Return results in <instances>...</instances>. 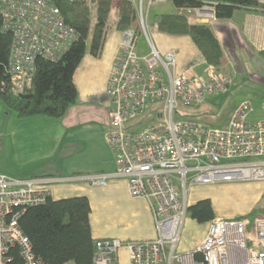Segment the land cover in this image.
<instances>
[{
    "label": "built area",
    "instance_id": "built-area-1",
    "mask_svg": "<svg viewBox=\"0 0 264 264\" xmlns=\"http://www.w3.org/2000/svg\"><path fill=\"white\" fill-rule=\"evenodd\" d=\"M93 1V0H85ZM147 50L138 49L134 27L123 30L119 53L108 77L109 130L106 140L115 173L128 179L132 197L145 198L152 212L155 236L123 241L98 238L94 264H111L125 243L130 264H264V212L253 217L211 220L194 248L180 250L191 189L222 182L264 181V117L242 100L228 123L212 125L196 118L190 107L226 93L235 70L221 72L197 56L180 65L174 51H160L150 37L149 11L172 0H133ZM264 2V0H259ZM214 1L194 8H176L198 23L214 25ZM3 29L12 34L8 69L12 90L23 94L32 85L39 58L57 59L78 38L57 0H0ZM203 65V72L196 70ZM2 136L0 133V145ZM107 175L93 174L104 185ZM66 177H21L0 171V264H11L13 251L25 264H46L33 253L19 220L28 207L51 196L46 184Z\"/></svg>",
    "mask_w": 264,
    "mask_h": 264
},
{
    "label": "crops",
    "instance_id": "crops-1",
    "mask_svg": "<svg viewBox=\"0 0 264 264\" xmlns=\"http://www.w3.org/2000/svg\"><path fill=\"white\" fill-rule=\"evenodd\" d=\"M213 30L224 49V71L235 70L236 76L230 89L214 96L209 102L210 106L205 107L214 108L220 101L219 104L228 105L230 114L240 101L246 99L254 107L251 118L264 117V56L260 54V50L264 49V12L237 9L231 19H217ZM107 35L101 55L86 53L76 69L74 81L79 97L66 114L61 118L37 115L22 121L36 124V142L46 145L43 164L32 173L45 178H67L46 184L53 198L76 195L89 197L94 237H118L125 242L151 239L155 236V224L149 204L145 198L130 196L128 179L115 173L114 153L106 140L110 126L107 82L120 50L123 30L110 29ZM150 37L160 51H174L180 65L188 63L194 57H202L189 35H171L154 29L153 36L152 30L150 31ZM138 47L140 53H144L147 43ZM196 70L203 72V65L197 66ZM203 111L209 112L208 108ZM200 120L210 123L209 120ZM2 144L1 141L0 149ZM6 173L19 175L12 171ZM102 173L107 175V183L104 185L93 184L89 179L93 174ZM242 184L216 183L208 185L204 191L202 188V192L198 189L194 192L193 187L189 204L210 198L215 215L226 218L245 216L256 208H259L256 214L264 212V181H257L248 187L250 190L245 195L238 197L237 192L247 188V185ZM192 192L195 198L191 200ZM190 219L193 218L190 216ZM195 221L205 226L203 233L192 244L180 250L197 246L211 222ZM66 264L75 263L69 261ZM111 264H130L125 243L118 249L116 259Z\"/></svg>",
    "mask_w": 264,
    "mask_h": 264
},
{
    "label": "trees",
    "instance_id": "trees-1",
    "mask_svg": "<svg viewBox=\"0 0 264 264\" xmlns=\"http://www.w3.org/2000/svg\"><path fill=\"white\" fill-rule=\"evenodd\" d=\"M205 1H214L217 19H231L237 9L264 12V2L259 0H172L177 8H194ZM65 20L74 26L78 38L57 59L39 58L33 82L22 97L12 90V76L8 69L12 34L2 26L0 16V100L19 117H63L78 101L74 74L87 53V40L91 36V54L101 55L109 28L125 30L134 27L140 35L139 23L133 0H57ZM115 12V24L110 23ZM157 29L171 35H189L202 57L216 70H221L225 53L213 25L198 23L190 14L166 12L156 20ZM93 26V29H92ZM92 29V30H91ZM264 56V49L260 50ZM259 208L243 217H253ZM91 203L87 195L64 198L49 196L47 201L27 208L19 220L20 227L29 238L33 253L46 264H94L93 254L98 238L91 229ZM189 215L198 222L216 217L210 198L198 200L189 206ZM11 264H25L18 249L13 251Z\"/></svg>",
    "mask_w": 264,
    "mask_h": 264
},
{
    "label": "rangeland",
    "instance_id": "rangeland-1",
    "mask_svg": "<svg viewBox=\"0 0 264 264\" xmlns=\"http://www.w3.org/2000/svg\"><path fill=\"white\" fill-rule=\"evenodd\" d=\"M176 8L171 1H168L164 4H157L151 7L149 11V20H150V31L152 30V36L154 29H157L156 20L162 13L175 11ZM115 12H112L110 18V23L115 24L116 18H114ZM114 27V26H113ZM109 28L115 29V28ZM93 29V26H92ZM91 29V30H92ZM108 39V35L106 40ZM105 40V42H106ZM147 43V38L144 33L139 35L138 45L145 46ZM91 36L87 40V53H91ZM139 48V47H138ZM226 68L225 65L221 68V72ZM229 93V92H228ZM234 96V95H232ZM214 96L208 97L203 102L190 107L188 112L196 114V118L203 120H209L210 124L223 126L228 123L229 120V109L228 105L219 104L220 101L216 103L214 108L209 107L210 100ZM222 103V101H221ZM206 105H209L205 107ZM208 108L209 112H204L203 110ZM29 117H19L17 114L5 107L3 102L0 100V133L2 136V147L0 149V170L5 172H17L21 177H30L35 174L32 173L33 170L38 169L43 164V153L45 151L46 145L36 142V124H31V122L22 123L25 119ZM214 119H211V118ZM199 119V120H200ZM28 120V119H27ZM46 143V142H45ZM32 173V174H29ZM242 185H247V188L240 189L237 192V196L245 195V192L250 190L248 187L253 185L256 182H241ZM212 185V184H208ZM208 185H199L195 186L194 192L196 189L202 192L206 190ZM192 192L191 200L195 198V194ZM205 226L197 223L195 220L190 219V216L187 217L185 222L181 241L179 243V249H183L188 245L196 241L201 234L203 233Z\"/></svg>",
    "mask_w": 264,
    "mask_h": 264
},
{
    "label": "water",
    "instance_id": "water-1",
    "mask_svg": "<svg viewBox=\"0 0 264 264\" xmlns=\"http://www.w3.org/2000/svg\"><path fill=\"white\" fill-rule=\"evenodd\" d=\"M21 96L22 97H29V96H31V94H29V93H23V94H21Z\"/></svg>",
    "mask_w": 264,
    "mask_h": 264
}]
</instances>
